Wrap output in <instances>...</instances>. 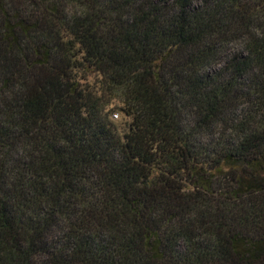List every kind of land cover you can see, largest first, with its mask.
<instances>
[{
	"label": "trees",
	"instance_id": "16d2710c",
	"mask_svg": "<svg viewBox=\"0 0 264 264\" xmlns=\"http://www.w3.org/2000/svg\"><path fill=\"white\" fill-rule=\"evenodd\" d=\"M0 264H264V0H0Z\"/></svg>",
	"mask_w": 264,
	"mask_h": 264
},
{
	"label": "rangeland",
	"instance_id": "374dc122",
	"mask_svg": "<svg viewBox=\"0 0 264 264\" xmlns=\"http://www.w3.org/2000/svg\"><path fill=\"white\" fill-rule=\"evenodd\" d=\"M115 113H117L118 115L117 116H113V118L115 120H117L119 124L123 123L124 120L122 119L120 113L119 112H116V111H115Z\"/></svg>",
	"mask_w": 264,
	"mask_h": 264
}]
</instances>
